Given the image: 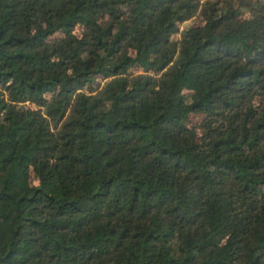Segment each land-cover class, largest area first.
I'll return each instance as SVG.
<instances>
[{
  "label": "trees",
  "instance_id": "obj_1",
  "mask_svg": "<svg viewBox=\"0 0 264 264\" xmlns=\"http://www.w3.org/2000/svg\"><path fill=\"white\" fill-rule=\"evenodd\" d=\"M0 264H264V0H0Z\"/></svg>",
  "mask_w": 264,
  "mask_h": 264
},
{
  "label": "rangeland",
  "instance_id": "obj_2",
  "mask_svg": "<svg viewBox=\"0 0 264 264\" xmlns=\"http://www.w3.org/2000/svg\"><path fill=\"white\" fill-rule=\"evenodd\" d=\"M201 17L199 15H197L196 17L188 20V21H185L183 23H181V29L183 28H186V27H191V26H196V25H199L201 23ZM81 29V26L77 27L76 30L77 32H79ZM180 36V33H177L174 35V37H179ZM188 91V90H186ZM202 114L200 113H192L189 118H188V123L189 125L193 126V127H199V124L202 120ZM32 179L33 181H35L36 179H34V177L32 176Z\"/></svg>",
  "mask_w": 264,
  "mask_h": 264
}]
</instances>
